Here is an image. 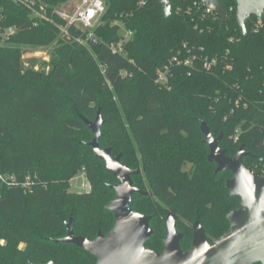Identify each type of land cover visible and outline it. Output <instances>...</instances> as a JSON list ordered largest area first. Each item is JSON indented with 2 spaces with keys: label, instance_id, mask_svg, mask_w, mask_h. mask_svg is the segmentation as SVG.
<instances>
[{
  "label": "trees",
  "instance_id": "16d2710c",
  "mask_svg": "<svg viewBox=\"0 0 264 264\" xmlns=\"http://www.w3.org/2000/svg\"><path fill=\"white\" fill-rule=\"evenodd\" d=\"M68 1L30 7L0 0V172L16 177L11 186L0 184V264L97 263L91 252L54 239L67 234L71 216L75 233L90 239L113 228L114 212L106 205L118 179L95 155L94 134L81 118L94 120L99 108L101 147L142 169L133 176L136 186L146 190L141 179H149V194L135 193L131 202L153 216L155 233L146 246L163 250L169 211L176 214L183 250L191 247L196 220L217 240L230 229L227 214L240 207V197L228 196L230 170L214 174L201 121L214 136L223 134L220 146L228 156L244 144L254 155L244 164L264 176V13L263 26L255 29L258 16L252 15L244 34L236 0H222L229 11L223 28L219 14L203 16L192 0H172L167 18L158 0L143 6L104 0L94 34L71 26L68 38L60 32L66 21L56 13ZM123 26L132 35L122 42ZM80 37L86 43L75 40ZM41 45L51 46L47 61L24 58V46ZM175 56L191 58L192 65L171 62ZM213 57L217 63L205 67ZM166 65L171 73L161 86ZM81 171L91 189L70 191Z\"/></svg>",
  "mask_w": 264,
  "mask_h": 264
},
{
  "label": "water",
  "instance_id": "95a60500",
  "mask_svg": "<svg viewBox=\"0 0 264 264\" xmlns=\"http://www.w3.org/2000/svg\"><path fill=\"white\" fill-rule=\"evenodd\" d=\"M237 21L244 34L247 33V20L264 13V0H236ZM163 7L164 17L172 14V0H158ZM211 7L220 16L221 28L224 27L229 11L222 0H202L200 10ZM110 74L108 77L110 78ZM84 123L94 134L89 145L95 155L104 160L106 168L114 173L118 182L110 185L115 197L106 205L114 212L113 228L106 234L99 230L95 239L77 235L74 230L73 216L66 222L67 234L56 238V243H71L97 258L96 264H264V177L248 168L243 160L254 155L242 144L234 156H228L220 146L221 133L214 136L207 121H201L204 142L209 147L208 161L215 163L214 174L230 170L232 178L227 179L228 196H239L240 207L227 214L230 229L214 242L207 237L200 220H196L191 247L183 250V234L178 231L176 215L169 212L166 216V232L163 250L158 251L146 246L147 240L155 231L150 225L151 215L135 211L131 207L135 193L148 195L147 191L134 185L133 176L141 173L121 162V154L112 155L111 147H101V127L104 118L99 108L94 120L81 116ZM29 264H35L30 261ZM46 264H56L53 260Z\"/></svg>",
  "mask_w": 264,
  "mask_h": 264
},
{
  "label": "built area",
  "instance_id": "2783aa9c",
  "mask_svg": "<svg viewBox=\"0 0 264 264\" xmlns=\"http://www.w3.org/2000/svg\"><path fill=\"white\" fill-rule=\"evenodd\" d=\"M16 3H21L27 6H34L37 1L40 0H13ZM193 6L200 10V4L202 0H192ZM70 2L71 6L69 9L64 8V4ZM62 5L59 8H56V13L62 17L66 21L65 26L60 27L61 35L67 36L70 38V27L74 26L76 28H80L86 32L87 37L92 36L94 34V30L97 25L102 22L103 15L106 12V3L104 0H70ZM147 3V0H140L139 5L143 6ZM203 16L218 14L211 7H204L200 10ZM35 15L40 17L41 19H46V16L41 11H36ZM255 29H259L263 26V19L261 16H258L253 24ZM14 33V31H11ZM123 39L122 42L128 39L132 33L126 30V33L122 34ZM76 41L81 43H86V38H75ZM122 42L119 44L121 46ZM51 47V46H50ZM113 51H117V47L113 46ZM217 58L213 57L212 59L205 60V67L210 68L213 64L217 63ZM171 62L181 63L183 62L187 66L192 65L191 58L179 59L178 56L173 57ZM171 73L170 65H166L163 69L160 70L159 76L157 79V83L161 86H167L169 81V75ZM264 177V176H261ZM87 179V178H86ZM16 177L14 175L4 174L0 172V184L11 186L15 184ZM30 184V178L28 177L25 186ZM91 186L89 180L87 179L82 183V187L85 189H89Z\"/></svg>",
  "mask_w": 264,
  "mask_h": 264
},
{
  "label": "rangeland",
  "instance_id": "374dc122",
  "mask_svg": "<svg viewBox=\"0 0 264 264\" xmlns=\"http://www.w3.org/2000/svg\"><path fill=\"white\" fill-rule=\"evenodd\" d=\"M70 6H71L70 2L64 4V8L65 9H69ZM56 8H59V6H57ZM121 33L122 34L126 33V28L124 26L121 28ZM23 48L27 49V52L24 54V58L26 60L28 58H32V57H36V58H38V59H40L42 61H47L49 59V52H50V48H51L50 45L49 46L48 45H41V46H36V47H34V46H24ZM36 68H38V66H36ZM110 90H112L114 92L113 88H111V87H110ZM114 98L115 99L117 98L116 95H115ZM93 137L91 139H89V142L93 139ZM86 180L87 179H86V176L84 175V172L83 171L79 172V174H77L70 181V191H74V192L87 191L88 189H85V188L82 187V183L84 181H86ZM141 181L145 185L146 191H150L149 179L146 176H143ZM1 242L5 243V240H1ZM20 247L24 248L25 245L21 244Z\"/></svg>",
  "mask_w": 264,
  "mask_h": 264
},
{
  "label": "flooded vegetation",
  "instance_id": "af4514ba",
  "mask_svg": "<svg viewBox=\"0 0 264 264\" xmlns=\"http://www.w3.org/2000/svg\"><path fill=\"white\" fill-rule=\"evenodd\" d=\"M139 169L141 170V173H142V172H143L142 169H141V168H139ZM141 173H140V174H141ZM133 181H134V180H133ZM134 185H135V184H134ZM135 186H136V185H135ZM137 187H138V186H137ZM90 189H91V186H90V188H89L87 191H89ZM140 189H141V188H140ZM142 190H143V189H142ZM144 191H146V190H144ZM147 192H148V194H149V191H147ZM132 200H133V199H132ZM169 212H173V211H169ZM169 212H168V213H169ZM173 213H174V212H173ZM175 215H176V214H175ZM151 216H152V215H151ZM152 218H153V216H152ZM165 219H166V218H165ZM151 220H152V219H151ZM150 222H151V221H150ZM165 223H166V221H165ZM194 224H195V222H194ZM194 224H193V230H194ZM210 241H211V240H210ZM211 242H214V241H211ZM255 264H256V263H255Z\"/></svg>",
  "mask_w": 264,
  "mask_h": 264
}]
</instances>
